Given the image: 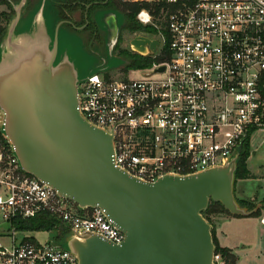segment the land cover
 Returning a JSON list of instances; mask_svg holds the SVG:
<instances>
[{"label": "built area", "instance_id": "obj_1", "mask_svg": "<svg viewBox=\"0 0 264 264\" xmlns=\"http://www.w3.org/2000/svg\"><path fill=\"white\" fill-rule=\"evenodd\" d=\"M122 1L150 5L136 19L157 31L151 56L166 45L169 58L142 68V77L94 72L78 85L79 111L111 134L114 164L155 181L220 166L238 155L246 139L264 131V0ZM160 66L164 70L156 72ZM0 214L11 228L10 241H0V264H78L56 241H17L15 220L47 215L68 236L93 232L113 244L124 237L102 209H79L22 170L2 132L1 113Z\"/></svg>", "mask_w": 264, "mask_h": 264}, {"label": "water", "instance_id": "obj_2", "mask_svg": "<svg viewBox=\"0 0 264 264\" xmlns=\"http://www.w3.org/2000/svg\"><path fill=\"white\" fill-rule=\"evenodd\" d=\"M46 2L39 0L26 15V0L13 3L14 14L0 41L2 132L23 171L79 209H102L124 236L113 244L81 231L66 237L65 248L78 264H215L212 225L202 215L210 200L233 215L250 213L234 195L238 155L220 166L155 181L117 167L111 134L79 111L78 85L107 67L94 65L81 74L84 62L71 51L74 37L60 34L58 24L50 27ZM94 19L105 32L111 56L123 17L117 10L101 9ZM157 45V39L141 34L129 40L130 49L141 55Z\"/></svg>", "mask_w": 264, "mask_h": 264}, {"label": "rangeland", "instance_id": "obj_3", "mask_svg": "<svg viewBox=\"0 0 264 264\" xmlns=\"http://www.w3.org/2000/svg\"><path fill=\"white\" fill-rule=\"evenodd\" d=\"M45 12L46 15L51 19L52 13L50 12L51 7L49 6L48 0L46 2L45 6ZM0 10L9 12V9L6 5H0ZM26 15V13H24ZM4 23V21H3ZM50 27H53V19L50 21ZM60 34L63 35V33H66V31L63 30V28H60ZM70 37H74V40L71 41V51L73 53V57H79L77 59L78 62H84V65L82 67V75H86L89 72V69L93 68L94 65H98V63H103V66H100L99 68L107 67V70L101 71L110 77H115L118 79L121 78H131V77H142L146 74V70L142 68H135V69H129L126 70L125 66L129 63V58L126 62H124L123 58L120 57L118 54L121 53V50H125L130 53H133L132 50L128 47V41L132 38L134 32H126L124 31L121 39V43L117 46L116 50L115 47L113 48L112 55L109 56V50L105 43V37L104 40L101 38L97 39H91L88 40L85 36L83 37V32L79 34L70 33L67 32ZM66 33V35H68ZM101 30V35H102ZM145 36L148 37H156V35L153 32H143ZM61 35V36H62ZM103 38V37H102ZM153 53H150L152 55ZM96 72V71H94ZM92 72V73H94ZM99 72V71H97ZM251 143L249 146V168L251 170L249 180L244 182L246 189H260L264 191V131L262 130H256L251 137ZM248 156V157H249ZM247 165V160H246ZM249 171V170H248ZM259 202V201H258ZM264 214V211L261 212V216ZM219 215L210 214L209 218L211 223L215 224V221L217 220V217ZM257 228H252L250 226L247 227L244 226V229L246 232V241H248L247 249H250L252 247H255V254H253V260L255 261L250 264H264V229L259 230ZM264 228V226H261ZM253 229V230H252ZM11 236V228L10 225L7 223V221L2 219V216L0 214V241L3 243H7L10 241ZM16 240L19 241L22 237H27L30 239H34L38 242H45L46 240L50 242H58L63 247L65 246V240L66 237L58 238L57 230H40V231H17L15 233ZM256 239V242H255ZM258 241V243H257ZM260 242V243H259ZM215 264H222L223 261L220 258L219 261H215Z\"/></svg>", "mask_w": 264, "mask_h": 264}, {"label": "trees", "instance_id": "obj_4", "mask_svg": "<svg viewBox=\"0 0 264 264\" xmlns=\"http://www.w3.org/2000/svg\"><path fill=\"white\" fill-rule=\"evenodd\" d=\"M19 0H0V5H6L9 9V12L0 10V41L6 33L7 25L10 21V18L14 14L13 3H16ZM39 0H26V3L23 7L22 13H27ZM97 1L89 9V14L95 9H114L121 13L123 17V27L129 32H153L157 33L156 29L151 26H143L136 19V14L141 8H149L150 5L147 2L142 3H129L122 0H86V3H91ZM84 9V6H81ZM25 8V9H24ZM157 8L156 10H158ZM4 21V23H3ZM96 22L92 18L90 27L96 28ZM120 40V39H119ZM120 41L115 45V49L119 45ZM125 55L129 58V63L125 66L126 70L135 69V68H148L152 65L153 62H165L169 58V52L167 46L164 45L160 55L152 57L151 55H139L136 53L128 54L127 51ZM249 138L246 139L240 146L238 158L236 161V170H235V181L237 179L249 178L250 173L248 171L246 160L249 156ZM236 198V197H235ZM237 203L240 207H244L250 213L246 216L259 217L261 212L264 211V196L259 201V204L255 203V200H240L236 198ZM230 215L241 217L243 215H233L227 209L223 207L220 202H215L210 200L208 207L202 212V215L210 222L212 225V238L215 245V254H219L222 259V264H237V256L233 250L229 247L220 246L217 238L215 236L214 226L210 221L209 215ZM13 225L16 229L21 231H40V230H57L58 238L68 236L67 232L59 226V222L55 219L48 217L47 215H41L27 220H15Z\"/></svg>", "mask_w": 264, "mask_h": 264}, {"label": "crops", "instance_id": "obj_5", "mask_svg": "<svg viewBox=\"0 0 264 264\" xmlns=\"http://www.w3.org/2000/svg\"><path fill=\"white\" fill-rule=\"evenodd\" d=\"M250 144L251 141H250ZM251 156V155H250ZM247 158V168L251 173L249 168V158ZM249 180V178L237 179L234 185V195L237 199L240 200H255L256 204H259L264 196V191L260 189H246L244 182ZM264 217V214L259 217L253 216H241L235 217L230 215L221 214L217 217V220L214 224L215 236L220 246L229 247L237 256V264H250L251 261L254 263L253 254H255V247L247 249L248 241H246V232L244 226L247 225L252 228H257L263 230L264 224L261 222V218ZM253 230V229H252ZM256 242V239H255ZM258 243V241H257ZM260 243V242H259Z\"/></svg>", "mask_w": 264, "mask_h": 264}, {"label": "flooded vegetation", "instance_id": "obj_6", "mask_svg": "<svg viewBox=\"0 0 264 264\" xmlns=\"http://www.w3.org/2000/svg\"><path fill=\"white\" fill-rule=\"evenodd\" d=\"M48 3L49 6L51 7L50 12L52 13L54 28L58 24L59 25L58 29L63 28V30L66 32L75 33V34H79L83 32L84 33L83 37L85 36L86 38H88V40L97 39L99 36H100L99 38L104 40L105 32L98 26L97 23L95 29L93 27H90L91 19L92 18L94 19L95 13L98 10H101V8H99L93 10L90 14L88 13L90 7H92L95 3H97V1L86 3V0H48ZM81 6H84V9H82ZM101 30L103 33L102 35H101ZM124 31L129 32L128 30L124 29L122 24L119 29L118 40L116 42V45L119 41L121 43V39ZM138 33L144 35L141 32ZM128 47H129V41H128ZM123 51L124 49L121 50V53L118 55L124 59L123 60L124 62H126L128 60V57L127 55H125V52ZM132 52L136 53L134 51ZM98 65L103 66V63L99 62Z\"/></svg>", "mask_w": 264, "mask_h": 264}, {"label": "bare ground", "instance_id": "obj_7", "mask_svg": "<svg viewBox=\"0 0 264 264\" xmlns=\"http://www.w3.org/2000/svg\"><path fill=\"white\" fill-rule=\"evenodd\" d=\"M264 218V217H263Z\"/></svg>", "mask_w": 264, "mask_h": 264}]
</instances>
